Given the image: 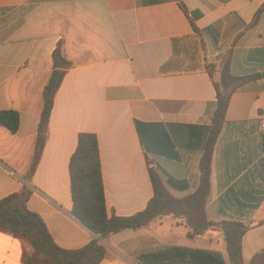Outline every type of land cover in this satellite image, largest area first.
Listing matches in <instances>:
<instances>
[{
    "label": "crops",
    "instance_id": "0c3cea01",
    "mask_svg": "<svg viewBox=\"0 0 264 264\" xmlns=\"http://www.w3.org/2000/svg\"><path fill=\"white\" fill-rule=\"evenodd\" d=\"M0 0V199L31 190L27 208L53 242L105 248L98 264H231L218 223L247 227L243 264L264 249V0ZM70 67L53 98L38 165L24 178L58 42ZM229 57L233 76H255L232 92L209 164L205 204L212 225L190 237L183 217L93 235L71 214L69 160L78 135L97 140L107 215L130 216L152 198L149 169L185 197L199 185L216 107L207 62ZM180 183V184H179ZM28 247L0 232V264H22Z\"/></svg>",
    "mask_w": 264,
    "mask_h": 264
},
{
    "label": "trees",
    "instance_id": "16d2710c",
    "mask_svg": "<svg viewBox=\"0 0 264 264\" xmlns=\"http://www.w3.org/2000/svg\"><path fill=\"white\" fill-rule=\"evenodd\" d=\"M181 11L188 17L193 30L197 28L193 21L194 14L188 13L180 0H176ZM70 67L66 60L62 42H58L52 52V71L43 87L42 110L40 113L35 145L29 168L24 176L29 180L34 173L46 140V130L51 113L53 98L61 80ZM206 71L213 79L216 92V107L210 119L209 132L204 153L199 162V185L191 194L175 198L168 193L158 173L149 169L152 198L142 211L130 216L107 215L97 140L93 134L78 135L75 151L69 160L71 214L93 235L105 237L126 228H141L155 221L162 215L171 214L183 217L188 235H199L211 226L205 214V204L209 196V164L211 150L219 134L227 109L229 97L246 81L255 76L237 77L229 71V57L219 63L207 62ZM0 126L10 132L18 127V115L12 111L0 112ZM180 184V183H179ZM31 190L26 186L11 195L0 199V232L21 240L27 245L22 252V264H98L105 256V248L96 238L77 250H65L52 240L41 217L27 208ZM223 231L226 250L231 264H243L241 256V236L247 227L235 221H222L217 224ZM249 264H264V249L257 252Z\"/></svg>",
    "mask_w": 264,
    "mask_h": 264
},
{
    "label": "built area",
    "instance_id": "2783aa9c",
    "mask_svg": "<svg viewBox=\"0 0 264 264\" xmlns=\"http://www.w3.org/2000/svg\"><path fill=\"white\" fill-rule=\"evenodd\" d=\"M261 127L264 128V123L261 124Z\"/></svg>",
    "mask_w": 264,
    "mask_h": 264
},
{
    "label": "water",
    "instance_id": "95a60500",
    "mask_svg": "<svg viewBox=\"0 0 264 264\" xmlns=\"http://www.w3.org/2000/svg\"><path fill=\"white\" fill-rule=\"evenodd\" d=\"M262 77H264V74H262Z\"/></svg>",
    "mask_w": 264,
    "mask_h": 264
}]
</instances>
